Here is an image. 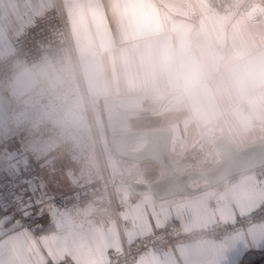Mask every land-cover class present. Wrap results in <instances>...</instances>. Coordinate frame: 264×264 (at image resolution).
I'll list each match as a JSON object with an SVG mask.
<instances>
[{"label":"crops","instance_id":"1","mask_svg":"<svg viewBox=\"0 0 264 264\" xmlns=\"http://www.w3.org/2000/svg\"><path fill=\"white\" fill-rule=\"evenodd\" d=\"M54 1L0 0V61L12 54L16 40ZM60 1L68 14L75 52L91 93L100 153L85 121L81 132L87 135V147L82 158L70 157L65 146H58L60 129L63 127L66 133L62 136L70 139L69 125L76 120L38 124L43 110L73 81L71 65L55 68L45 59L33 65L16 63L12 82L3 88L9 97L0 98V158L13 174L19 164L37 165L45 196L86 185L101 186L107 177L113 189L103 200L70 201L65 209L51 212V225L37 234L6 218L0 206V264H49L68 258L73 264H107L108 252L171 223L180 224L185 231L219 221L233 224L262 206L264 182L258 183L252 171L194 196L159 200L151 191L136 192L127 181L144 182L139 171L156 166L150 161L135 163L119 157L111 136L169 128L170 156L179 172L215 167L223 159L215 144L222 134L229 135L239 148L263 142L264 22L253 24L250 20L263 9V0H253L247 8L249 0L227 12L212 9L206 0ZM194 41L223 46L242 57L243 78L234 81L222 73L212 86L187 99L177 96L164 78L153 82L143 72L125 71L126 63L153 48L175 51ZM58 50L53 48L49 57H57ZM26 104L30 113L20 123L21 117L15 113ZM193 120L200 122L201 133L212 143L204 160L207 167L201 165L203 160L189 159L197 150L184 133ZM17 131L27 145L12 140ZM144 146V141L135 142L131 150ZM55 165L60 166L57 172L52 170ZM201 180H191L190 185L201 186L206 182L198 185ZM126 222L130 229L125 228ZM135 264H264V221L221 242L177 246L160 255L144 256Z\"/></svg>","mask_w":264,"mask_h":264},{"label":"built area","instance_id":"2","mask_svg":"<svg viewBox=\"0 0 264 264\" xmlns=\"http://www.w3.org/2000/svg\"><path fill=\"white\" fill-rule=\"evenodd\" d=\"M249 0H206L207 4L220 12H227L237 5L246 4ZM251 22L260 24L264 22V0L263 9L252 14ZM58 48L61 56L49 57V52ZM45 59H50L53 67L61 68L71 65L73 69V81L69 83L67 90L45 108L38 121L39 125L45 124L48 120L58 124L72 120L77 122L69 125L70 139L62 136L66 133L63 127L58 136L62 139L58 146H65L70 157L82 158L87 147L85 144L86 134L81 132L82 121L90 133L95 148L100 153L98 137L96 135V123L90 108V92L84 79L83 69L78 62L75 52L71 26L64 4L55 0L54 5L40 15L33 25L21 35L14 43L11 55L0 61V98H7L9 94L3 88L12 82L14 78L15 65L22 62L26 65H33ZM148 102H144L145 105ZM29 105L26 104L15 113L19 116V122H23L25 116H29ZM72 133V134H71ZM18 144L25 146V140L19 131L12 137ZM9 141L4 142L7 145ZM52 148H58L54 146ZM101 156V155H100ZM52 170L57 172L60 166L55 165ZM258 183L264 182V166L253 171ZM41 171L32 163L19 164L16 172L11 173L0 158V206L6 218L20 227H24L34 234L48 228L52 223L51 212L65 209L70 201L79 203L90 200H103L110 197L113 183L107 178L101 186H81L61 195L45 196L41 189ZM264 221V204L245 216L239 217L233 224L216 222L207 228L185 231L176 222L168 227L139 238L133 242H124L120 250H112L107 254V264H135L140 258L147 255H160L165 250L177 246L210 240L218 243L236 233L248 230L254 225ZM126 229L131 224L126 222ZM49 264H73L71 259H65L59 263Z\"/></svg>","mask_w":264,"mask_h":264},{"label":"water","instance_id":"3","mask_svg":"<svg viewBox=\"0 0 264 264\" xmlns=\"http://www.w3.org/2000/svg\"><path fill=\"white\" fill-rule=\"evenodd\" d=\"M252 2L253 0H250L246 7ZM57 56H61L59 50ZM171 139L172 131L169 128L117 132L111 136L113 149L119 157L135 163L150 161L156 166L153 170L139 171L144 182L127 181L133 190L151 191L159 200L174 196H194L234 176L264 166V141L239 148L229 135L222 134L215 139V144L223 159L215 167L209 170L179 172L170 156ZM139 141H144L145 146L132 151L131 145ZM195 179H203L206 182L201 186L192 187L190 182Z\"/></svg>","mask_w":264,"mask_h":264},{"label":"clouds","instance_id":"4","mask_svg":"<svg viewBox=\"0 0 264 264\" xmlns=\"http://www.w3.org/2000/svg\"><path fill=\"white\" fill-rule=\"evenodd\" d=\"M125 71L143 72L153 82L164 78L177 96L191 99L216 83L222 73L240 81L245 67L242 57L229 53L223 46L194 41L175 51L153 48L126 63Z\"/></svg>","mask_w":264,"mask_h":264},{"label":"rangeland","instance_id":"5","mask_svg":"<svg viewBox=\"0 0 264 264\" xmlns=\"http://www.w3.org/2000/svg\"><path fill=\"white\" fill-rule=\"evenodd\" d=\"M152 124H156V122L152 123ZM199 125H200V122H195V120H193L192 123L187 125L188 130L184 133V135H188L187 137H185V139L190 138L189 139L190 145L192 143H195L194 148L197 150L196 152H194L193 157H189V159L192 158L193 160H203L201 165L207 167L206 162L204 160L207 157L206 154H208L206 152L211 151L212 143L207 140V136L204 135L203 132L201 133V131H200L201 127ZM185 144H187V142ZM199 151L201 152V154L198 153ZM185 158H188V155H186ZM188 166L193 167V164H190V162H189ZM192 169H194V168H192ZM197 170H199V169H197ZM199 182H200V184H198V185H201L204 181L201 180Z\"/></svg>","mask_w":264,"mask_h":264}]
</instances>
